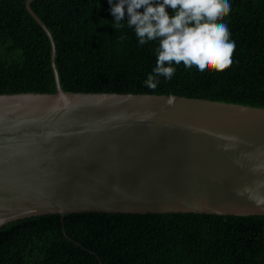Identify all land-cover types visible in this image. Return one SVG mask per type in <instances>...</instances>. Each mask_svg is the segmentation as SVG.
Listing matches in <instances>:
<instances>
[{
    "label": "water",
    "instance_id": "obj_1",
    "mask_svg": "<svg viewBox=\"0 0 264 264\" xmlns=\"http://www.w3.org/2000/svg\"><path fill=\"white\" fill-rule=\"evenodd\" d=\"M0 94V227L50 214L264 216V109L175 95Z\"/></svg>",
    "mask_w": 264,
    "mask_h": 264
},
{
    "label": "trees",
    "instance_id": "obj_2",
    "mask_svg": "<svg viewBox=\"0 0 264 264\" xmlns=\"http://www.w3.org/2000/svg\"><path fill=\"white\" fill-rule=\"evenodd\" d=\"M27 1L0 0V94L56 93L51 42ZM229 3L218 22L235 42L231 66L201 73L173 62L174 75L158 76L155 89L145 81L162 38L140 45L127 14L114 28L108 0H30L29 6L52 37L65 92L175 95L264 109V0ZM0 264H264V216L31 217L0 227Z\"/></svg>",
    "mask_w": 264,
    "mask_h": 264
},
{
    "label": "clouds",
    "instance_id": "obj_3",
    "mask_svg": "<svg viewBox=\"0 0 264 264\" xmlns=\"http://www.w3.org/2000/svg\"><path fill=\"white\" fill-rule=\"evenodd\" d=\"M111 5L113 27H122V19L134 26L140 45L158 38L157 65L145 81L155 89L158 76L170 79L176 65L195 66L199 72L223 71L232 64L235 42L229 40V28L223 21L230 10L229 0H117ZM174 10L172 16L166 11ZM143 8V12L138 9Z\"/></svg>",
    "mask_w": 264,
    "mask_h": 264
}]
</instances>
